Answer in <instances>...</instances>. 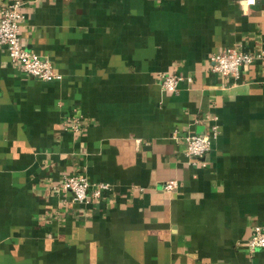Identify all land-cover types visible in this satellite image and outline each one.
Listing matches in <instances>:
<instances>
[{"label": "crops", "instance_id": "obj_1", "mask_svg": "<svg viewBox=\"0 0 264 264\" xmlns=\"http://www.w3.org/2000/svg\"><path fill=\"white\" fill-rule=\"evenodd\" d=\"M20 10V45L61 77L26 74L0 46V264H264L245 245L264 225V0ZM226 46L253 55L236 78L210 68ZM173 72L190 80L163 90L158 74ZM212 123L193 161L183 135ZM68 173L109 188L75 201L51 189Z\"/></svg>", "mask_w": 264, "mask_h": 264}, {"label": "built area", "instance_id": "obj_2", "mask_svg": "<svg viewBox=\"0 0 264 264\" xmlns=\"http://www.w3.org/2000/svg\"><path fill=\"white\" fill-rule=\"evenodd\" d=\"M255 0H239L240 5L253 4ZM22 0H9L0 6V46L5 48L10 61L19 65L20 69L26 74L42 80L59 79L61 74L56 71L50 60L33 51L26 50L20 45L18 34L19 22L23 16L20 6ZM259 54H255L258 56ZM253 55L247 51L236 49L232 46H226L210 54L213 71L221 74H227L236 78L239 72V66L250 62ZM158 80L161 88L167 91L176 90L180 80L185 78L190 80L189 76H183L179 73H159ZM64 128L76 131L80 128L76 117L72 116L69 122L64 123ZM217 133V125L212 123L208 132L185 133L183 140L185 143L184 153L194 161L206 152L211 145V140ZM176 187V180L166 179L163 183V189L172 190ZM109 188L107 181H90L82 173L63 174L60 179L51 185V189L58 192H69L71 198L75 201H87L100 196ZM246 248L252 252L256 248L264 247V225L253 224L245 240Z\"/></svg>", "mask_w": 264, "mask_h": 264}]
</instances>
